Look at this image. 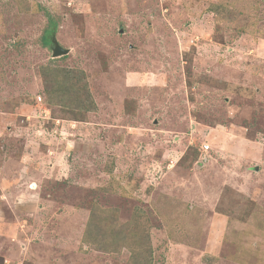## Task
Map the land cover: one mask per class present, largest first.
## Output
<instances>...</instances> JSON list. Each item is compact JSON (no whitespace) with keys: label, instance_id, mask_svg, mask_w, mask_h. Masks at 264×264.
<instances>
[{"label":"rangeland","instance_id":"1","mask_svg":"<svg viewBox=\"0 0 264 264\" xmlns=\"http://www.w3.org/2000/svg\"><path fill=\"white\" fill-rule=\"evenodd\" d=\"M136 262L264 264V0H0V264Z\"/></svg>","mask_w":264,"mask_h":264},{"label":"trees","instance_id":"2","mask_svg":"<svg viewBox=\"0 0 264 264\" xmlns=\"http://www.w3.org/2000/svg\"><path fill=\"white\" fill-rule=\"evenodd\" d=\"M215 7V6H214ZM214 9H216V8H214ZM74 73V71H70V70H64V69H61V73H60V75L61 74H64L65 75V79L66 78H68V76L70 77L72 74ZM46 79V78H45ZM49 85V84H48ZM86 87V86H85ZM57 89H55L54 87L51 89V90H49L48 89V87L46 86V92H47V94L48 95H55V94H57V97H58V95L60 94V92L58 93H55V91H56ZM137 264L139 263V262H136ZM140 264V263H139Z\"/></svg>","mask_w":264,"mask_h":264},{"label":"water","instance_id":"3","mask_svg":"<svg viewBox=\"0 0 264 264\" xmlns=\"http://www.w3.org/2000/svg\"><path fill=\"white\" fill-rule=\"evenodd\" d=\"M65 53H67V52L64 50L58 49V51L56 52V55L59 56L61 54H65Z\"/></svg>","mask_w":264,"mask_h":264}]
</instances>
